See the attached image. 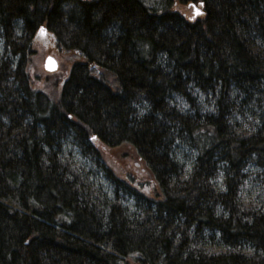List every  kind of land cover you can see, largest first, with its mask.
<instances>
[{"label":"trees","instance_id":"16d2710c","mask_svg":"<svg viewBox=\"0 0 264 264\" xmlns=\"http://www.w3.org/2000/svg\"><path fill=\"white\" fill-rule=\"evenodd\" d=\"M0 264H264V0H0Z\"/></svg>","mask_w":264,"mask_h":264},{"label":"rangeland","instance_id":"374dc122","mask_svg":"<svg viewBox=\"0 0 264 264\" xmlns=\"http://www.w3.org/2000/svg\"><path fill=\"white\" fill-rule=\"evenodd\" d=\"M189 9V8H187ZM189 10H192L191 8ZM194 12L192 11L191 15L193 14ZM44 52L40 53V55L35 59V62L36 64H41V69L43 70V67H44V62H45V59L48 57V56H53L59 63V69L61 71V69L63 68V70L69 66L70 64L66 61V59L63 57V58H60L58 55H56L53 51H50V48H49V44H44ZM44 71V70H43ZM59 70L57 73H55L56 77H52L51 78V81L55 82L57 80L60 79L61 75H63V73H61ZM67 151L68 152H73L72 155H73V158H74V162L79 165V166H84L87 170H90L94 173H96V169L93 168L91 165H89L87 163V161L85 159H83L78 153L77 151L75 150H72V148H67ZM192 154L190 153V151L188 150H183L180 152L179 154V162L180 164L184 165L185 167H187L186 169H188L189 171V167L191 165V161H192ZM254 173V170H251L250 171H247V175L249 176L250 179L247 178V182L245 183V191L243 192V195L247 198L250 194H252L253 196H258V194L261 193V187L260 186H256V182L253 180H255L256 177H254L253 175ZM98 182V181H97ZM100 186L101 188L103 189V191H107V189H109L108 187V184L106 182V180H102L101 183H100Z\"/></svg>","mask_w":264,"mask_h":264},{"label":"water","instance_id":"95a60500","mask_svg":"<svg viewBox=\"0 0 264 264\" xmlns=\"http://www.w3.org/2000/svg\"><path fill=\"white\" fill-rule=\"evenodd\" d=\"M58 61L53 56H48L44 62V69L48 73H55L58 71Z\"/></svg>","mask_w":264,"mask_h":264}]
</instances>
